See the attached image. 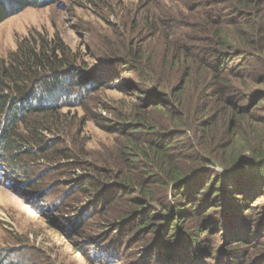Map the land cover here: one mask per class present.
<instances>
[{"label":"trees","instance_id":"obj_1","mask_svg":"<svg viewBox=\"0 0 264 264\" xmlns=\"http://www.w3.org/2000/svg\"><path fill=\"white\" fill-rule=\"evenodd\" d=\"M52 1L0 0V22ZM179 1L181 17L149 22L161 23V44L107 49L102 70L86 60L93 52L72 53L56 40L19 44L0 67V176H18L43 201L56 189V200L45 198L56 201L48 214L102 264H264V202L255 197L264 187V144L211 158L206 140L219 110L239 105L237 90L255 76L252 63L264 66V0ZM124 72L135 78L129 88L139 101L110 123L122 139L116 153L87 159L60 144L67 130L58 110L83 107L108 75ZM194 80L202 86L185 98ZM55 170L74 178L44 183ZM79 194L88 197L82 208L69 206ZM217 205L227 231L216 222L212 237L209 213ZM94 222L103 223L98 234L89 231ZM223 233L236 251L218 246ZM25 249L0 248V264H27L18 258Z\"/></svg>","mask_w":264,"mask_h":264},{"label":"rangeland","instance_id":"obj_2","mask_svg":"<svg viewBox=\"0 0 264 264\" xmlns=\"http://www.w3.org/2000/svg\"><path fill=\"white\" fill-rule=\"evenodd\" d=\"M185 13V4L179 0H54L45 5H35L33 2L0 22V67L19 44L35 40H56V44L67 45L72 53L83 55L93 52V57L85 58L102 70L99 63L103 55H106L105 50L118 48L122 44H161L166 38L163 36L165 31L160 29L161 23L160 26L155 25V29L151 28L149 22L157 24L162 17L177 18ZM138 34L140 37L136 39ZM140 39L142 40L138 42ZM252 64L257 67L255 76L246 86L242 85L237 90L241 97V100L238 98L239 105L226 106L224 112L223 109L219 110L217 126L213 127L206 139L210 141L207 145L211 158H222L225 152L233 149L257 150L264 144V66ZM107 77L106 84L101 82L97 90L86 95L82 101L83 107H64L58 110L64 129L67 130V134L62 137L64 142L60 144L71 147L74 154L78 153L87 159L92 155L116 153L114 144L122 139L110 131V123L117 122L119 114L129 112L131 103L139 101L138 92L129 88L135 82V78L130 77L129 73ZM195 82L196 80L189 83L184 93L185 98L196 96L197 87L202 85L197 82L196 85ZM234 113L239 117H233ZM194 136H198V133ZM180 139H184V136ZM248 154H243L246 159ZM37 159L38 163L44 162ZM214 168L218 173L223 172L218 165H214ZM44 177V183L54 179L59 181L57 186H60L62 181L66 184L74 175L55 170ZM13 178L12 181L0 176V248L26 246L25 256L31 253L32 257L29 259L26 256L24 259L22 252L18 258L27 264H102L89 258L91 247H81L84 240L82 237L71 234L67 228L62 227L61 220H54V214H48L47 210L53 207L55 198L60 194L56 189L54 191L51 188L50 193H46V199L51 198L50 196L55 199L47 203L45 198L43 201L38 196L29 194V186H26L25 181L18 176ZM256 191L255 197L261 204L264 202V187L260 189L257 186ZM87 200V196L79 194L69 199V206L80 209ZM217 206L218 211L212 210L209 213L214 221V226L209 229L212 237L219 230L218 224L227 231L225 223L216 215V212L218 214L222 210L220 205ZM89 228V231L98 234L103 229V223L94 222ZM217 242L224 251H236L228 247L232 243L225 233Z\"/></svg>","mask_w":264,"mask_h":264}]
</instances>
